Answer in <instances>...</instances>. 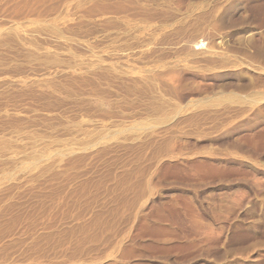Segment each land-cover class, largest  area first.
I'll return each instance as SVG.
<instances>
[{
  "label": "rangeland",
  "instance_id": "1",
  "mask_svg": "<svg viewBox=\"0 0 264 264\" xmlns=\"http://www.w3.org/2000/svg\"><path fill=\"white\" fill-rule=\"evenodd\" d=\"M73 263L264 264V0H0V264Z\"/></svg>",
  "mask_w": 264,
  "mask_h": 264
},
{
  "label": "bare ground",
  "instance_id": "2",
  "mask_svg": "<svg viewBox=\"0 0 264 264\" xmlns=\"http://www.w3.org/2000/svg\"><path fill=\"white\" fill-rule=\"evenodd\" d=\"M81 4H82V3H81ZM140 17H141V16H140ZM195 40H196V39H195ZM202 44H204V43H202L201 41H195L194 44H193L192 46L188 44V45H189V46H188L189 55L192 56V58L195 57V58H198L199 60H201L202 58H203V59L205 58V60H206L209 56H211V55H206V53H204V50H203V52H202V50H201V48L203 47ZM202 49H203V48H202ZM188 50H187V51H188ZM207 51H208V50H207ZM122 52H123V51H122ZM124 52H125V51H124ZM117 53H119V52H117ZM207 53H208V52H207ZM211 53H213V52H211ZM215 54H216V53H215ZM116 56H117V55H116ZM125 56H126V55H125ZM190 56H188V57H190ZM118 57H119V56H118ZM215 57H216V55H215ZM215 57H214V58H215ZM186 58H187V57H186ZM195 58H194V59H195ZM200 58H201V59H200ZM209 58H210V57H209ZM211 58H212V57H211ZM211 58H210V59H211ZM190 59H191V58H190ZM198 59H197V61H199ZM203 59H202V61H203ZM212 59H213V58H212ZM212 59H211V60H212ZM207 61L209 62V59H208ZM214 61H215V60L213 59V62H214ZM215 62H217V61H215ZM205 63H206V61H205ZM147 64H148V63H147ZM216 64H217V63H216ZM210 65H211V64H210ZM221 67H222V66H221ZM226 67H227V66H226ZM228 67H229V66H228ZM221 70H222V69H221ZM220 72H221V71H220ZM209 77H210V76H209ZM249 121H250V120H249ZM226 134H227V133L225 132V135H226ZM224 137H226V136H224ZM224 137H223V138H224ZM154 163H155V162H154ZM153 167H154V165H153ZM150 170H152V169H150ZM147 183L149 184L150 182H147ZM145 185H146V184H145ZM148 186H149V185H148ZM148 188H150V187H148ZM148 188H147V189H148ZM136 189H137V188H136ZM145 189H146V188L144 187V192H145L146 194L148 193L147 196L150 197L148 200H149V201H152V197L149 196V192H146L147 189H146V191H145ZM148 191H149V190H148ZM144 192H143V193H144ZM153 193H154V192H153ZM157 193H159V192H157ZM138 194H139V193H138ZM139 196H140V195H139ZM147 196H145V195L143 196V195H142V197H145V198H146ZM156 196H158V195L156 194ZM153 197H154V196H153ZM155 198H156V197H155ZM155 198H154V199H155ZM149 201H147V202H149ZM154 201H155V200H154ZM147 204H148V203H147ZM150 205H151V204H150ZM145 206H146V205H145ZM142 207H143V206H142ZM147 208H149V206H148ZM74 261H76V260H74ZM73 264H75V263H73ZM113 264H114V263H113Z\"/></svg>",
  "mask_w": 264,
  "mask_h": 264
}]
</instances>
